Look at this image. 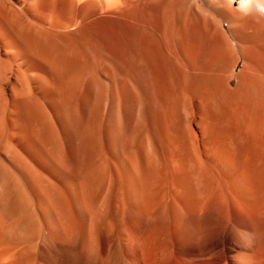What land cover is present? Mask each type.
<instances>
[{
	"label": "bare ground",
	"instance_id": "6f19581e",
	"mask_svg": "<svg viewBox=\"0 0 264 264\" xmlns=\"http://www.w3.org/2000/svg\"><path fill=\"white\" fill-rule=\"evenodd\" d=\"M219 2L167 23L192 55L116 59L44 28L21 60L0 39V264H199L218 204L264 205V41L246 32L264 0Z\"/></svg>",
	"mask_w": 264,
	"mask_h": 264
},
{
	"label": "rangeland",
	"instance_id": "374dc122",
	"mask_svg": "<svg viewBox=\"0 0 264 264\" xmlns=\"http://www.w3.org/2000/svg\"><path fill=\"white\" fill-rule=\"evenodd\" d=\"M6 1L16 8L14 7L13 11L5 5L4 0H0V39H3L7 48L5 51L8 53L14 48L21 52L22 55L19 56L21 60L27 57L26 51L33 36L35 35L38 39L37 37L45 35L46 32H43L44 34L37 36L44 28V31H47L46 34L49 32L52 41L60 47L65 44L76 46L77 43L88 41L87 44H94L100 49L102 55L108 50V55L116 59H136L141 55L139 49L147 47H154V57H165L158 47L165 51L164 47L167 43L169 46L175 44L177 49L188 55L194 52L191 42L185 39L186 34L180 33L178 35V37L181 35L180 39L177 38L176 43V40L174 42L173 38L169 37L171 34L167 26L169 22V25L173 24V30H175V26L181 28L183 21L187 22L188 19L190 22L188 15L197 13L194 0H173L172 2L170 0ZM218 1H220L218 5L227 11L235 8L234 11H236L240 2L236 0L233 6L229 5L228 0ZM19 24L22 29L24 28L22 30L18 27L20 32L16 29L20 26ZM225 28H227L226 25ZM218 29L211 26L207 31L206 37L211 45V51L209 50L208 54H214L221 61H228L230 54L228 52L235 48L236 41L231 38L233 40L230 42ZM248 30L246 28V32L256 36L261 42L264 41V28L256 27L255 30L254 28H248ZM32 31H35V34L32 35ZM42 38L40 37L41 40ZM1 52L2 58L3 50ZM246 63L245 58H242L233 73L237 75L243 67L245 68ZM218 205L220 212L209 227L212 229L209 230L210 236L207 235L206 239L204 235L201 241V246L204 248H201L202 251L199 253V264H264V205L256 209L236 201ZM225 225L227 228L224 227ZM215 232L217 233L214 234Z\"/></svg>",
	"mask_w": 264,
	"mask_h": 264
}]
</instances>
